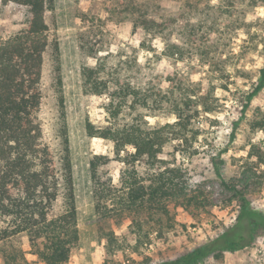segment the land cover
Instances as JSON below:
<instances>
[{
	"label": "rangeland",
	"instance_id": "374dc122",
	"mask_svg": "<svg viewBox=\"0 0 264 264\" xmlns=\"http://www.w3.org/2000/svg\"><path fill=\"white\" fill-rule=\"evenodd\" d=\"M148 2L147 17L161 25L147 34L133 28L129 12L105 11L111 0H54L46 13L50 47L41 74L39 121L57 167L68 140L79 241L68 264H163L210 240L226 236L239 212L238 195L264 215V129L257 127L264 113V88L248 105L258 71L264 65V0H134ZM24 9L0 3V39L24 27ZM79 13L99 14L101 21L83 23ZM98 44V47L96 45ZM98 49L99 53H95ZM107 58L116 81L155 94L156 101L122 110L120 123L140 116L148 127L175 122L173 106L191 99L193 113L186 143L170 140L159 153L164 166L179 167L188 183L187 194H200L202 206L183 209L180 199L167 201V215L145 228L149 238L136 244L129 222L110 219L123 249L106 262L99 242V219L93 209L88 162L94 155L111 160L104 170L116 183L122 166L109 141L91 138L85 122L104 128L111 122L108 98L85 92L81 69L96 58ZM116 67V68H115ZM60 81V83H59ZM63 106L59 105V97ZM153 104V105H152ZM138 105H136V108ZM143 174L145 165L138 163ZM63 210L62 199L53 213ZM23 250L26 239H20ZM17 244V243H16ZM31 264H42L26 254ZM0 264H4L0 253ZM199 264H264V227L255 231L249 247L217 253Z\"/></svg>",
	"mask_w": 264,
	"mask_h": 264
},
{
	"label": "trees",
	"instance_id": "16d2710c",
	"mask_svg": "<svg viewBox=\"0 0 264 264\" xmlns=\"http://www.w3.org/2000/svg\"><path fill=\"white\" fill-rule=\"evenodd\" d=\"M0 3L22 7L25 12L24 27L0 39V253L4 264H31L26 254L42 264H68L79 241L68 140L63 137L65 155L59 170L39 121L44 56L50 47H57L46 22V13L52 10L54 0H0ZM148 9L146 1L111 0L105 11L112 15L129 12L134 17L133 28L147 34L162 25L147 17ZM79 19L83 23L91 20L93 27H97L96 21H101L99 14L90 13H79ZM95 53H99L98 49ZM106 59L97 57L94 67L81 69V76L85 92L108 98L106 112L111 120L104 128L86 121L85 132L91 138L109 141L114 159L122 166L115 183L104 170L111 160L108 156L94 155L88 162L93 209L100 224L99 242L105 261L110 263L114 254L123 249L115 233L106 229L110 219L128 221L130 234L141 245L152 231L145 228L156 225L161 216L167 215V201L180 199L185 210L193 205L203 207L207 201L201 193L187 194L183 170L164 166L159 158L167 142L184 144L190 137L194 116L190 111L191 99L172 107L175 115L172 124L148 127L140 116L130 123H120L128 102L134 110L140 107L149 110L151 99L159 102L147 90L139 92L130 83L116 81V69L107 65ZM263 88L264 65L246 104ZM59 98L62 107L63 98ZM256 125L264 129V113ZM140 162L145 165L143 174L138 169ZM59 197L63 210L54 214ZM238 202L236 222L226 229V236L163 264H199L217 253L236 252L252 245L256 229L264 227V215L253 210L241 194ZM23 237L26 251L19 243Z\"/></svg>",
	"mask_w": 264,
	"mask_h": 264
}]
</instances>
